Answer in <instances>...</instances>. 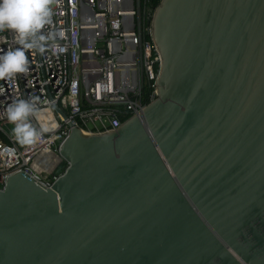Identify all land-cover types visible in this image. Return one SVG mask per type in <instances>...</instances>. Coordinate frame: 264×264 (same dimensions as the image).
I'll list each match as a JSON object with an SVG mask.
<instances>
[{"label":"water","instance_id":"95a60500","mask_svg":"<svg viewBox=\"0 0 264 264\" xmlns=\"http://www.w3.org/2000/svg\"><path fill=\"white\" fill-rule=\"evenodd\" d=\"M150 37L140 112L6 176L0 264H264V0H159Z\"/></svg>","mask_w":264,"mask_h":264},{"label":"built area","instance_id":"2783aa9c","mask_svg":"<svg viewBox=\"0 0 264 264\" xmlns=\"http://www.w3.org/2000/svg\"><path fill=\"white\" fill-rule=\"evenodd\" d=\"M155 7L150 0H57L50 5L51 23L42 31L59 34V51L27 50L28 72L0 79V187L19 170L49 185L61 159L58 144L70 127L86 133L113 130L155 97L160 68L150 37ZM17 47L14 32H0V55ZM32 96L40 102L30 121L48 130L35 144L21 145L7 108ZM44 108L52 122L37 117Z\"/></svg>","mask_w":264,"mask_h":264},{"label":"clouds","instance_id":"9594fccd","mask_svg":"<svg viewBox=\"0 0 264 264\" xmlns=\"http://www.w3.org/2000/svg\"><path fill=\"white\" fill-rule=\"evenodd\" d=\"M57 0H0V32L11 30L20 47L0 55V79H12L17 74L27 73L29 59L27 50L43 52L46 49L59 51V34L43 32L51 23L50 5ZM39 97L19 99L7 108V119L14 124L13 135L21 145H33L47 128L33 126L30 117L38 111Z\"/></svg>","mask_w":264,"mask_h":264},{"label":"trees","instance_id":"16d2710c","mask_svg":"<svg viewBox=\"0 0 264 264\" xmlns=\"http://www.w3.org/2000/svg\"><path fill=\"white\" fill-rule=\"evenodd\" d=\"M159 0H150L151 4L154 6L158 3ZM47 118V115L46 114H42L41 118L40 119H46ZM65 166V162L60 159V161L58 162V164L56 165V168L54 170V174H58L60 173L63 168Z\"/></svg>","mask_w":264,"mask_h":264},{"label":"rangeland","instance_id":"374dc122","mask_svg":"<svg viewBox=\"0 0 264 264\" xmlns=\"http://www.w3.org/2000/svg\"><path fill=\"white\" fill-rule=\"evenodd\" d=\"M45 111H46V112H45ZM47 112H49V109H48V108H44V110L41 111L42 114H46V115H47ZM47 118H48V120H49L50 122H52V121L54 120L53 117H51V116H47ZM9 126H10V128H12L10 124H9Z\"/></svg>","mask_w":264,"mask_h":264},{"label":"bare ground","instance_id":"6f19581e","mask_svg":"<svg viewBox=\"0 0 264 264\" xmlns=\"http://www.w3.org/2000/svg\"><path fill=\"white\" fill-rule=\"evenodd\" d=\"M41 116H42V114L38 115L37 117L40 119V118H41Z\"/></svg>","mask_w":264,"mask_h":264}]
</instances>
